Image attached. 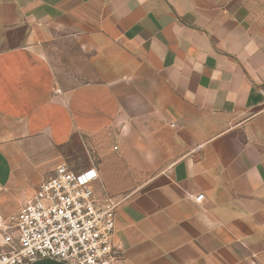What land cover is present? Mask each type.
<instances>
[{"label": "crops", "instance_id": "crops-1", "mask_svg": "<svg viewBox=\"0 0 264 264\" xmlns=\"http://www.w3.org/2000/svg\"><path fill=\"white\" fill-rule=\"evenodd\" d=\"M61 164L118 264H264V0H0V211Z\"/></svg>", "mask_w": 264, "mask_h": 264}, {"label": "built area", "instance_id": "built-area-1", "mask_svg": "<svg viewBox=\"0 0 264 264\" xmlns=\"http://www.w3.org/2000/svg\"><path fill=\"white\" fill-rule=\"evenodd\" d=\"M98 179L94 167L76 172L57 166L6 218L0 264H118L113 236L119 202L96 196ZM202 198L199 194L195 199Z\"/></svg>", "mask_w": 264, "mask_h": 264}, {"label": "rangeland", "instance_id": "rangeland-1", "mask_svg": "<svg viewBox=\"0 0 264 264\" xmlns=\"http://www.w3.org/2000/svg\"><path fill=\"white\" fill-rule=\"evenodd\" d=\"M79 172V171H76ZM13 213V212H12ZM10 213V214H12ZM8 213H4L0 211V251L2 250V246H1V236L4 232H6L7 228H6V218L10 215Z\"/></svg>", "mask_w": 264, "mask_h": 264}, {"label": "water", "instance_id": "water-1", "mask_svg": "<svg viewBox=\"0 0 264 264\" xmlns=\"http://www.w3.org/2000/svg\"><path fill=\"white\" fill-rule=\"evenodd\" d=\"M35 264H61V263L53 261V260H41V261H38Z\"/></svg>", "mask_w": 264, "mask_h": 264}]
</instances>
